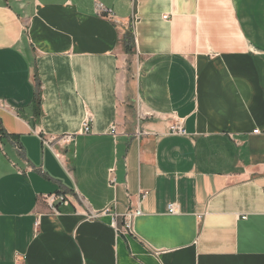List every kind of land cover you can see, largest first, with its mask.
<instances>
[{"label": "crops", "instance_id": "obj_1", "mask_svg": "<svg viewBox=\"0 0 264 264\" xmlns=\"http://www.w3.org/2000/svg\"><path fill=\"white\" fill-rule=\"evenodd\" d=\"M255 128L264 0H0V264H264Z\"/></svg>", "mask_w": 264, "mask_h": 264}, {"label": "built area", "instance_id": "obj_2", "mask_svg": "<svg viewBox=\"0 0 264 264\" xmlns=\"http://www.w3.org/2000/svg\"><path fill=\"white\" fill-rule=\"evenodd\" d=\"M99 7V9L103 10V6L101 4H98L97 5ZM166 17V16H164ZM170 129V132L171 133H175V134H185V128L183 126V122L179 119V120H176L175 122H173V124L170 125L169 127ZM90 130V125H89V120L88 118L85 119L83 121V132H88ZM110 131L111 132H114L115 131V126L113 125L111 128H110ZM260 132H264V128H255L253 129L252 133L254 134H258ZM109 172L112 174L113 172V168L109 169ZM114 179L111 178L110 179V182L113 183ZM45 198L47 199L49 205L54 208V204L53 202L58 199L60 202H67V197L65 194H61V193H57V194H49L47 196H45ZM112 209V207L110 206H107L105 207L103 210L101 211H98V212H91L90 213V216L91 217H96L100 214H104V213H108L110 212V210ZM168 211L170 213H174L176 211L175 209V206L174 204H169L168 205ZM114 215H117V213H113ZM141 214V211L139 208L135 207L134 209H131L129 208L123 215L125 217V220L123 222V228L126 229V230H129L131 228V218L136 216V215H139ZM38 225V221L35 222V226Z\"/></svg>", "mask_w": 264, "mask_h": 264}]
</instances>
